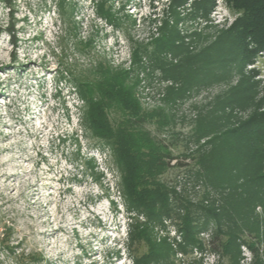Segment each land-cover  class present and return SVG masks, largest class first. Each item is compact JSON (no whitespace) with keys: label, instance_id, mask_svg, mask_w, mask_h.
<instances>
[{"label":"rangeland","instance_id":"rangeland-1","mask_svg":"<svg viewBox=\"0 0 264 264\" xmlns=\"http://www.w3.org/2000/svg\"><path fill=\"white\" fill-rule=\"evenodd\" d=\"M9 1L11 5L0 0V24L14 27L17 44L7 32L0 35V264H135L133 255L147 254L152 241L157 248L164 245L160 249L168 258L151 264H230L226 255L211 249L216 221L200 217L198 222H207L196 237L202 245L187 242L181 228L185 205H193L194 211L220 210L229 187L221 189L201 177L194 160L187 167L172 161L158 179L170 191L174 213L159 221L136 220L126 209L110 148L97 143L83 123L84 102L74 77L95 80L106 64L128 71L142 108L161 110L169 118L161 130L156 121L147 122L146 129L164 140L173 156L197 158L199 149L210 148L208 137L197 141L199 118L211 116L218 97L236 86L241 75L176 97L171 87L178 84L152 58L161 26L167 19L175 21L171 0ZM215 1L208 18L179 21L182 33L186 26L201 33L198 48L240 15L225 0ZM245 70L257 71V97H264V54ZM254 110L226 108L240 119ZM117 116L113 111L112 117ZM87 161L103 175H94ZM256 213L258 231L241 234L242 243L251 242L255 249L250 246L253 253L246 251L244 258L240 252L238 264H264L262 205ZM136 223L140 226L132 243ZM142 227L147 228L143 238L137 235ZM8 242L14 253L7 250ZM39 252L43 259L33 260Z\"/></svg>","mask_w":264,"mask_h":264},{"label":"trees","instance_id":"trees-1","mask_svg":"<svg viewBox=\"0 0 264 264\" xmlns=\"http://www.w3.org/2000/svg\"><path fill=\"white\" fill-rule=\"evenodd\" d=\"M225 1L240 15L211 43L198 48L195 42L201 33L191 31L194 26H186V32L182 33L178 24L208 18L216 7L215 0H171L169 10L175 21L165 20L160 28L162 35L152 43L154 64L166 78L178 84L171 87L176 97L190 89L227 79L234 73L241 75L236 86L218 97L214 110L209 113L211 116L199 118L195 130L197 141L208 137L210 148L199 149L197 158L173 156L164 140L146 129L147 122L156 121L161 130L169 118L161 110L142 108L128 71L106 64L95 80L74 77V82L84 102L83 123L97 143L110 148L114 164L121 173V193L127 211L132 212L136 220L141 216L147 221H159L174 213L170 191L158 176L174 160L177 166L184 167L191 165L188 160H194L201 168V177L221 189L229 187V193L220 210L201 207L194 211L193 205H185L186 215L181 226L185 239L190 244L202 245L196 237L207 222L198 221L202 215L212 219L217 223V230L211 249L226 255L230 264H238L243 242L241 234L244 230L258 231L256 207L264 208V97H257L259 83L254 80L257 71L246 74L245 70L247 65L257 61L260 53L264 54V0ZM6 3L11 5L9 0ZM181 11L186 13L182 15ZM3 32L17 44L13 26L0 24V35ZM167 53L175 60L167 59ZM135 55L137 59V52ZM227 107L255 110L247 119H240L233 112L227 113ZM113 111L117 117H112ZM88 162L94 174L96 165ZM138 226L136 223L131 230L132 243L136 241L134 234ZM146 232L147 228L142 227L137 235L143 238ZM248 243L255 249L253 243ZM158 246L152 241L147 254L133 255L134 263L151 264L167 259L168 252L161 250L165 249L164 245ZM6 247L14 253L9 242ZM32 256L33 260L42 259L37 254Z\"/></svg>","mask_w":264,"mask_h":264},{"label":"built area","instance_id":"built-area-1","mask_svg":"<svg viewBox=\"0 0 264 264\" xmlns=\"http://www.w3.org/2000/svg\"><path fill=\"white\" fill-rule=\"evenodd\" d=\"M216 7H217V5H216ZM214 11H215V10H214ZM173 162L175 163V160H174ZM241 248H242L241 252H242V256H243V258H244V253H246V251H247L248 253H250V254L253 253V251H252L250 245H248V244L242 243ZM243 249H244V250H243ZM263 249H264V247H263L261 250H263Z\"/></svg>","mask_w":264,"mask_h":264},{"label":"bare ground","instance_id":"bare-ground-1","mask_svg":"<svg viewBox=\"0 0 264 264\" xmlns=\"http://www.w3.org/2000/svg\"><path fill=\"white\" fill-rule=\"evenodd\" d=\"M94 166H95V165H94ZM92 171H93V170H92ZM96 173H98L97 175H99V176H100V175H103V173L100 172V171L95 172V174H96ZM97 175H96V176H97ZM37 256H38V257H41V258L43 259V254H42V253L39 252V253L37 254Z\"/></svg>","mask_w":264,"mask_h":264}]
</instances>
